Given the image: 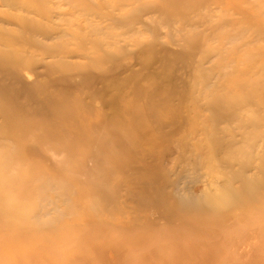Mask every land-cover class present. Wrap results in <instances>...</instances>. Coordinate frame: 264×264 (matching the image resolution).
I'll return each instance as SVG.
<instances>
[{"label":"rangeland","instance_id":"rangeland-1","mask_svg":"<svg viewBox=\"0 0 264 264\" xmlns=\"http://www.w3.org/2000/svg\"><path fill=\"white\" fill-rule=\"evenodd\" d=\"M78 1L0 0V264H264V0Z\"/></svg>","mask_w":264,"mask_h":264},{"label":"bare ground","instance_id":"bare-ground-1","mask_svg":"<svg viewBox=\"0 0 264 264\" xmlns=\"http://www.w3.org/2000/svg\"><path fill=\"white\" fill-rule=\"evenodd\" d=\"M6 2L11 7H23V8L34 10L39 17L40 22L34 24L32 26L33 29H41V27H43L41 22L48 20L47 18L48 12L44 11V8H46L45 0H6ZM78 2L81 3V5L84 6V8H87L88 10L92 8L87 5L86 0H79ZM45 12L47 13V15L43 14ZM19 19L21 20L22 24L26 26V19L21 16H19ZM13 41H14L13 39H9L7 37H3L0 35V45L1 46L3 45L2 48H7V49L10 48L11 45H13ZM27 41H30V39H27ZM27 45H30V42H27ZM34 46H39V45L36 43ZM6 52L7 50L0 52V67L1 68L5 67V65L7 67L8 65H11V64L16 65L18 61V59L13 57V53L9 51V49H8V55L2 58V55H4ZM48 69L51 70V68L49 67ZM60 71H61L60 72L61 74H64V71H62V68H60ZM78 72L81 75H83V79L86 82L91 81L93 83L95 80L104 82L101 88L95 89L91 92L90 98L102 100L103 104H105L106 107L110 105H114V103L116 104L118 103L117 98H114V96L110 97L111 95L110 92L120 89V86L122 85V83H119L117 80H114L115 78L113 77L114 75L113 73L111 74L90 73L89 69L85 67H81ZM9 73H12V72H9ZM12 76L13 75H10V77ZM26 76H28V74ZM23 89H25V87L24 88L23 86L20 87V91ZM84 100L82 99L77 102V108L80 109L81 111H85L86 113H92L93 109L90 108L87 104H85ZM120 112H121L120 108L115 109V116L120 115ZM132 113H134V111L131 109H126L124 112V114H132ZM131 116H128L127 120H130Z\"/></svg>","mask_w":264,"mask_h":264}]
</instances>
